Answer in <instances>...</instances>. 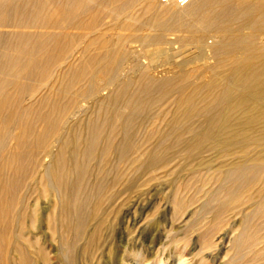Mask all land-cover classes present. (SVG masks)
<instances>
[{"label":"bare ground","instance_id":"6f19581e","mask_svg":"<svg viewBox=\"0 0 264 264\" xmlns=\"http://www.w3.org/2000/svg\"><path fill=\"white\" fill-rule=\"evenodd\" d=\"M166 1L0 0V264H188L139 218L184 171L173 217L264 264V2Z\"/></svg>","mask_w":264,"mask_h":264},{"label":"rangeland","instance_id":"374dc122","mask_svg":"<svg viewBox=\"0 0 264 264\" xmlns=\"http://www.w3.org/2000/svg\"><path fill=\"white\" fill-rule=\"evenodd\" d=\"M158 1L161 2L163 5H166L165 7H168V8L173 7L175 9L174 3L170 5V2H167L166 0H158ZM177 1L179 2V0H177ZM263 2H264V0H263ZM184 4L179 3V5H184ZM210 37H211V35H208V41L212 42L213 39H211L212 37L211 38ZM166 47L167 48L170 47L171 49H177L180 47V44H177V42H175V43H172V45H170L169 47L168 46H166ZM181 59H182V56L177 58V60H181ZM186 173L187 172H185V171L183 173H181L182 174V177L180 178L181 180L179 179V181L176 182L178 185L180 183L185 182V180L187 182V180L190 179L191 176L186 178ZM176 183H166V182L153 183L151 185V187L149 188V191L147 193L148 197H146L144 203L147 206L149 204H152V205L150 208H148L149 210L146 209L145 212H143V214L139 217V218H143L142 220H146L145 226H148L145 234L143 235L144 238L142 239V241L145 242V244L147 242L149 243L151 233H154L156 236L152 240L151 245L152 246L156 245L155 253H157V255H160L162 258H164V257L168 258L172 253L177 252V250H178V251H182L181 252L182 254L184 253L186 255V253H187V257L189 256V258H187V259L188 260L190 259L188 264H201V263L202 264H219V261L221 262V260H225L224 258L222 259L223 255L219 254L218 251L215 252V250H213V249H206V248L204 249L203 248V243L201 242L202 241L201 236L203 234L202 231L204 228H206V226H203V227L197 226L193 230H190L185 226L186 222H187L186 220L189 219V217H188L189 212L192 211V209L194 207H196L195 205H199V204L201 205L202 201H204V197L201 198V200L198 198L194 200V198H193L194 201H192V205H190V207L187 208V210L183 212V215L177 216V218L179 217L178 220H177V218L173 217V215H172L173 214L172 213L173 197H174L173 191L175 189L174 187L177 185ZM193 188H195L194 185H192L191 188L187 189L188 192H190V190L192 191ZM186 194L187 195H184V196L187 200L192 198V195L189 198H187L188 195H190L191 193H189V194L186 193ZM187 200H186V202H188ZM195 210H197V209H195ZM195 210H193V211H195ZM206 210H207V212L203 211L204 212L202 214V216L204 215L203 219L205 218V216L211 217V215H213L211 213V210H213L212 205H209ZM43 217H44V215H42V218ZM172 218H174V219L171 220ZM205 221L203 220V223ZM169 222H171V223L173 222V226H174L173 228H176V233H175L176 238L174 241L175 244H174V242H172V243L169 242L168 239H166V237H165L167 235L166 233H167L168 229L170 228ZM157 224H159V225H157ZM41 227H44V225H42V223H41ZM209 227H210V225H207V228H209ZM226 229H228V227H225V229L221 230L219 233H223ZM148 230L150 232H148ZM34 232H37V230H35ZM157 236H159V237H157ZM161 237H163V243L161 242L159 244L158 240H160ZM226 243H228V240ZM55 246H56V243L54 245H51V244L46 245L47 251L49 253V264H60L57 255L54 253ZM194 246H196V247H194ZM113 248H114V245L111 246V250H114ZM183 248H187L186 251H183L184 250ZM114 253H117L116 249L114 250ZM215 254H216V256H215ZM210 255H211V257H210ZM149 257L150 256L148 254V258ZM156 257L157 256L150 258L151 261H156ZM161 257H159L157 259L160 260ZM205 260H207V262H205Z\"/></svg>","mask_w":264,"mask_h":264},{"label":"built area","instance_id":"2783aa9c","mask_svg":"<svg viewBox=\"0 0 264 264\" xmlns=\"http://www.w3.org/2000/svg\"><path fill=\"white\" fill-rule=\"evenodd\" d=\"M180 4H184L186 1L185 0H179Z\"/></svg>","mask_w":264,"mask_h":264}]
</instances>
